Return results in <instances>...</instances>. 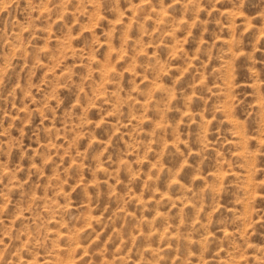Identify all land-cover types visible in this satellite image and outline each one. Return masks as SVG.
Here are the masks:
<instances>
[{"label":"rangeland","instance_id":"obj_1","mask_svg":"<svg viewBox=\"0 0 264 264\" xmlns=\"http://www.w3.org/2000/svg\"><path fill=\"white\" fill-rule=\"evenodd\" d=\"M0 264H264V0H0Z\"/></svg>","mask_w":264,"mask_h":264}]
</instances>
